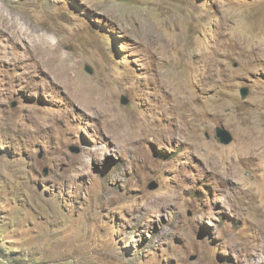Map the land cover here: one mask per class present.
I'll use <instances>...</instances> for the list:
<instances>
[{"label": "rangeland", "instance_id": "obj_1", "mask_svg": "<svg viewBox=\"0 0 264 264\" xmlns=\"http://www.w3.org/2000/svg\"><path fill=\"white\" fill-rule=\"evenodd\" d=\"M0 264H264V0H0Z\"/></svg>", "mask_w": 264, "mask_h": 264}, {"label": "water", "instance_id": "obj_2", "mask_svg": "<svg viewBox=\"0 0 264 264\" xmlns=\"http://www.w3.org/2000/svg\"><path fill=\"white\" fill-rule=\"evenodd\" d=\"M249 89L247 87H243L240 90V94L242 99H246L249 95ZM122 103L124 105H127L129 103L128 99L123 97L122 98ZM216 138L218 139V141L222 144V145H229L232 141H233V137L231 135V133L225 129L224 127H217L216 128ZM76 153H78V150H75ZM156 188V187H154Z\"/></svg>", "mask_w": 264, "mask_h": 264}]
</instances>
